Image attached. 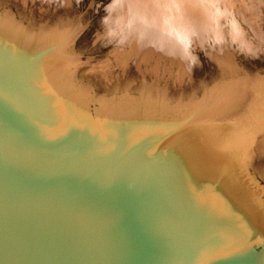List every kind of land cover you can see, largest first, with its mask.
Masks as SVG:
<instances>
[{
	"label": "water",
	"instance_id": "95a60500",
	"mask_svg": "<svg viewBox=\"0 0 264 264\" xmlns=\"http://www.w3.org/2000/svg\"><path fill=\"white\" fill-rule=\"evenodd\" d=\"M81 18L44 32L0 2V264H264V80L210 54L195 102H173L191 79L99 96Z\"/></svg>",
	"mask_w": 264,
	"mask_h": 264
},
{
	"label": "rangeland",
	"instance_id": "374dc122",
	"mask_svg": "<svg viewBox=\"0 0 264 264\" xmlns=\"http://www.w3.org/2000/svg\"><path fill=\"white\" fill-rule=\"evenodd\" d=\"M0 2L14 5L20 16L44 32L51 29L63 30L82 15L81 22L87 29L79 42V51L90 57L83 58L81 76L94 82L99 88V96L127 90L138 95L148 92L155 98L160 93L165 95L170 83L177 82L178 88H181L183 81L187 84L191 79L196 83L197 87L193 90L196 92L190 96H181L182 91H179L173 102L175 104L195 102L205 96L207 89L224 78L223 70L200 78L193 73L195 68L204 66V62L209 61L210 54L216 61L221 59L225 67L236 68L237 74L234 75L236 78L248 76L251 79L264 80V43H261V38H264V5L254 0H161L160 3L153 5L155 23L160 29L167 28L176 33L199 32L201 37L204 33L212 31L222 34L218 21L223 16L225 20H240L248 29L249 38L255 39L253 54L258 53L259 59L246 58L231 45H225L222 50H211L209 47L208 54L205 55L199 50L198 43H194L200 57L195 67L180 59L174 61L166 56L159 57L157 51L153 49L144 54V50L139 51L134 45L124 49L112 45L108 47L94 45L95 33L102 31L100 21L104 12L101 9L97 14L94 5L89 7L93 0H83L79 6L76 0H0ZM95 2L107 3L108 0ZM232 38L242 46H247L243 34L239 31L233 33ZM202 42L201 39L199 43ZM254 114H264V111L255 110ZM259 163L261 164H256L253 168L259 183L264 186V161Z\"/></svg>",
	"mask_w": 264,
	"mask_h": 264
},
{
	"label": "clouds",
	"instance_id": "9594fccd",
	"mask_svg": "<svg viewBox=\"0 0 264 264\" xmlns=\"http://www.w3.org/2000/svg\"><path fill=\"white\" fill-rule=\"evenodd\" d=\"M161 0H108L107 3H90L89 7H95L97 14L104 12L100 24L102 31L95 33L94 45L101 44L103 47L110 45L115 48L124 49L133 45L139 49L153 48L156 51L169 49L166 54L173 58L191 64L195 67L199 62V55L194 48V43H198L199 50L205 55L208 49L222 50L225 45H231L244 55L246 58L259 59V54H253L255 39L249 38L248 29L240 20H225L221 16L218 27L222 34L216 31L204 33L201 37L199 32L176 33L167 28L160 29L155 23L153 5L160 3ZM264 5V0H254ZM83 0H76L77 6ZM239 31L244 36L247 46H242L240 42L232 38V34ZM255 37V34H253ZM202 43H199L200 40ZM163 43L164 48L160 45ZM264 43V38H261Z\"/></svg>",
	"mask_w": 264,
	"mask_h": 264
},
{
	"label": "bare ground",
	"instance_id": "6f19581e",
	"mask_svg": "<svg viewBox=\"0 0 264 264\" xmlns=\"http://www.w3.org/2000/svg\"><path fill=\"white\" fill-rule=\"evenodd\" d=\"M250 138H251V136H250ZM253 139V138H252Z\"/></svg>",
	"mask_w": 264,
	"mask_h": 264
}]
</instances>
